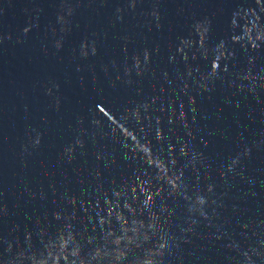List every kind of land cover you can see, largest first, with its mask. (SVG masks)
<instances>
[{
    "label": "water",
    "instance_id": "95a60500",
    "mask_svg": "<svg viewBox=\"0 0 264 264\" xmlns=\"http://www.w3.org/2000/svg\"><path fill=\"white\" fill-rule=\"evenodd\" d=\"M0 264H264V0H0Z\"/></svg>",
    "mask_w": 264,
    "mask_h": 264
}]
</instances>
